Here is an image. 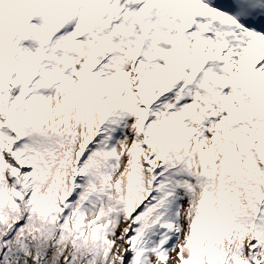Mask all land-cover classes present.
<instances>
[{"label":"snow or ice","instance_id":"snow-or-ice-1","mask_svg":"<svg viewBox=\"0 0 264 264\" xmlns=\"http://www.w3.org/2000/svg\"><path fill=\"white\" fill-rule=\"evenodd\" d=\"M0 264H264V0H0Z\"/></svg>","mask_w":264,"mask_h":264}]
</instances>
